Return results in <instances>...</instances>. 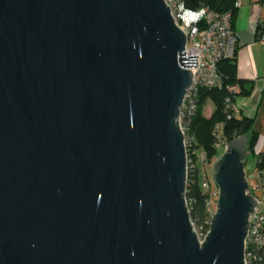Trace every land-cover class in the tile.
I'll return each mask as SVG.
<instances>
[{
	"label": "water",
	"instance_id": "water-1",
	"mask_svg": "<svg viewBox=\"0 0 264 264\" xmlns=\"http://www.w3.org/2000/svg\"><path fill=\"white\" fill-rule=\"evenodd\" d=\"M186 44L165 0H0V264H246L248 135L188 208Z\"/></svg>",
	"mask_w": 264,
	"mask_h": 264
},
{
	"label": "built area",
	"instance_id": "built-area-1",
	"mask_svg": "<svg viewBox=\"0 0 264 264\" xmlns=\"http://www.w3.org/2000/svg\"><path fill=\"white\" fill-rule=\"evenodd\" d=\"M165 2L170 8L176 24L187 35V44L184 50V52H187L186 59L189 56L198 55L199 61V67H184L191 69L194 74L193 84L186 94L180 115L181 128L185 134L187 149L188 143L192 140L188 134V124L197 111L200 89L203 87H223L219 64L223 59L235 56L238 39L232 27L231 14L220 15L206 7L193 10L186 6L184 0H165ZM241 2L242 0L238 1V6L241 5ZM261 42L264 44V36H262ZM227 89L231 94H239L241 92L238 84L227 86ZM226 103L235 110L230 98L226 99ZM235 113L237 114L236 110ZM220 127L221 125H218V129ZM218 138L219 141L216 144L217 155L212 162H209L206 154L200 151L197 152L199 157L195 164L188 159L187 153L188 174L189 168L193 169L198 166L202 179V188L209 194L208 207L211 220L216 211L213 204L215 200L217 204L219 189L218 187L213 189L208 171L203 165L208 162L214 166V163L225 152L228 142L222 138L220 132H218ZM258 161L257 158L254 159V162L250 165L253 172L247 175L249 191H252L258 204L249 218L250 226L245 241L246 264L257 261L258 255L256 252L264 249V169L258 167ZM201 165L203 169H201Z\"/></svg>",
	"mask_w": 264,
	"mask_h": 264
},
{
	"label": "trees",
	"instance_id": "trees-1",
	"mask_svg": "<svg viewBox=\"0 0 264 264\" xmlns=\"http://www.w3.org/2000/svg\"><path fill=\"white\" fill-rule=\"evenodd\" d=\"M239 0H184L186 6L193 10L209 8L220 15L231 14V23L234 30V21L238 12ZM238 47L232 58L223 59L219 64V71L223 79L222 88L203 87L199 92L198 108L188 124V134L192 138L187 145L188 159L195 164L198 161L197 152H204L212 162L217 155L216 144L219 141L218 132L221 133L226 142L235 138L248 135V149L250 154L255 156V147L259 135L254 128V120L247 117H240L235 110L228 106L226 99L233 102L237 95H249L251 89H246L244 81L238 77ZM238 84L241 92L231 94L227 86ZM212 101L214 112L211 117L205 116V104ZM218 125H221L218 129ZM249 154V155H250ZM258 167L264 169V153L256 155ZM247 164V160H246ZM210 177V176H209ZM186 199L193 223L199 226L203 235L210 229L211 214L209 212V194L202 188V179L198 166L189 168ZM257 261L249 264H264V249L257 252Z\"/></svg>",
	"mask_w": 264,
	"mask_h": 264
},
{
	"label": "crops",
	"instance_id": "crops-1",
	"mask_svg": "<svg viewBox=\"0 0 264 264\" xmlns=\"http://www.w3.org/2000/svg\"><path fill=\"white\" fill-rule=\"evenodd\" d=\"M238 39V77L249 95H237L233 101L237 115L254 120L259 138L255 156L264 153V0H242L234 21Z\"/></svg>",
	"mask_w": 264,
	"mask_h": 264
},
{
	"label": "rangeland",
	"instance_id": "rangeland-1",
	"mask_svg": "<svg viewBox=\"0 0 264 264\" xmlns=\"http://www.w3.org/2000/svg\"><path fill=\"white\" fill-rule=\"evenodd\" d=\"M205 116L206 117H211L212 116V114H213V112H214V104H213V102L212 101H208L206 104H205ZM197 157H199V154L197 155ZM200 161H201V159H200ZM254 162V156L252 155V154H250L249 156H248V158H247V164H246V173H247V175H250L252 172H253V169L252 168H250V165L252 164ZM199 164H201V162H199ZM207 166V167H206ZM203 167L204 168H206L207 169V173L209 174V179H210V181H211V184H212V186H213V189H216L217 188V186H216V184H215V181H214V171H213V165H211V164H209L208 162L206 163V164H204L203 165ZM201 169H203L202 168V165H201ZM216 198V197H215ZM215 200V199H214ZM213 206L215 207V210H216V200L214 201V204H213ZM194 228H195V230H196V232H197V234H198V236H199V239L200 240H203V237H204V235H203V233L201 232V229L199 228V226L198 225H196L195 223H194Z\"/></svg>",
	"mask_w": 264,
	"mask_h": 264
}]
</instances>
